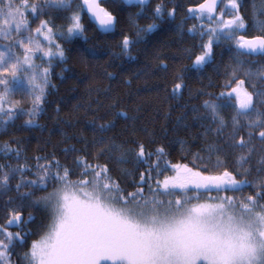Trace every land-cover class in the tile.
<instances>
[{
    "label": "snow or ice",
    "instance_id": "obj_1",
    "mask_svg": "<svg viewBox=\"0 0 264 264\" xmlns=\"http://www.w3.org/2000/svg\"><path fill=\"white\" fill-rule=\"evenodd\" d=\"M109 2L139 10L122 24L123 9L110 10ZM244 4L0 0V133L9 136L0 142V264H264V62L244 59L264 57V0L247 15ZM165 21L192 41L183 49L188 63L179 67L170 62L180 57L154 55L171 98L185 91L192 97L188 73L199 76L216 65L217 48L227 45L232 53V63L216 68L223 80L214 86L222 90L196 93L208 97L192 107L195 119L206 122L200 151L137 128V117L114 98L105 116L99 100L91 109L93 118L85 121L91 137L62 132L59 155L53 146L28 156L11 132L17 121L21 129L44 128L39 121L56 87L54 70L68 59L66 45L87 42L91 30L118 37L120 54L134 61L132 49L147 44ZM86 51L96 55L95 46ZM104 76L117 78L106 69ZM96 91L109 96L112 89ZM118 119L132 122L119 135ZM174 143L181 146L175 163L168 158ZM34 210L45 214L35 230Z\"/></svg>",
    "mask_w": 264,
    "mask_h": 264
},
{
    "label": "trees",
    "instance_id": "obj_2",
    "mask_svg": "<svg viewBox=\"0 0 264 264\" xmlns=\"http://www.w3.org/2000/svg\"><path fill=\"white\" fill-rule=\"evenodd\" d=\"M253 3L259 7L261 0H245L242 11L246 15L251 12ZM105 6L110 10L113 8H116L117 11L123 9L121 12L122 24L127 23L130 12L134 13L139 10L136 5L128 6L122 3L114 5L109 2ZM149 22L140 20L141 24ZM178 22L179 17H177ZM160 23V30L148 37L149 42L147 44H141L132 49L131 55L136 57L134 61H130L128 57L120 54V49L115 46L118 37L100 35L91 30L87 33L90 37L87 42L80 40L78 43L65 46L68 59L66 63L59 64L54 70L52 79L56 87L50 89L47 112L39 121L40 124L44 125V128L21 129L19 125L23 121H17V127L11 132V135L21 139L28 156L42 154L40 149L45 147L51 151L53 146H56L59 155V149L63 147L61 144L62 132L69 135L83 132L91 137L92 133L85 123L86 120L93 118L91 109L97 107V100H99V116H105L108 105L112 103L114 98L119 99L121 109L130 116L137 117L135 121L137 128L147 126L155 132L162 143L185 141V151L196 152L202 149L206 141L201 136L204 129L200 125L206 122L195 119L196 113L192 111V107L199 106L208 97L196 98V93L198 89H205L209 92L222 90L214 86L223 80V76L218 75L216 68L219 66L222 71L225 65L232 63V53L228 50L227 45L217 48L215 50L216 65L206 68L199 76L188 73L192 97L189 96L188 91H185L182 98H171L163 90L168 85L162 79V73L155 67L154 55L160 51L166 57H180L174 65L170 62V66L179 67L188 63L186 59L182 58L183 49L190 47L192 41L187 36L178 33L172 23L167 21ZM93 46L96 49L95 56L86 51L87 48ZM113 53L119 54V58H114ZM244 59L264 62V57L261 56L245 57ZM105 69L116 74L117 78L108 80L104 76ZM61 72H63V79L59 75ZM129 78L131 84L126 83ZM256 83L257 87L261 86L258 81ZM109 86L112 89L109 96L96 91V89L108 88ZM57 105L61 109L59 113L56 112ZM76 105L83 107L77 109ZM106 118L112 119L113 117L107 116ZM65 119L72 120L73 125L65 124ZM131 123V121L118 119L117 127L113 130L114 133L121 134L125 126L131 125ZM164 129L168 130L167 138L163 136ZM7 139L9 136L0 133V142ZM180 147L179 143L173 144L172 153L168 157L173 163L181 159ZM2 162L3 160L0 159V163ZM12 162L15 163V161ZM127 167L134 168L133 165ZM142 170L143 168H141ZM128 190L134 189L129 185ZM41 194L38 193V195ZM9 195L16 196V193L13 191ZM34 215L36 220L31 227L35 230L45 222V214L39 210H34ZM12 230L17 231L18 229L13 228ZM35 238L38 237H32V239Z\"/></svg>",
    "mask_w": 264,
    "mask_h": 264
},
{
    "label": "water",
    "instance_id": "obj_3",
    "mask_svg": "<svg viewBox=\"0 0 264 264\" xmlns=\"http://www.w3.org/2000/svg\"><path fill=\"white\" fill-rule=\"evenodd\" d=\"M128 5V4H127ZM128 6H131V5H128Z\"/></svg>",
    "mask_w": 264,
    "mask_h": 264
}]
</instances>
